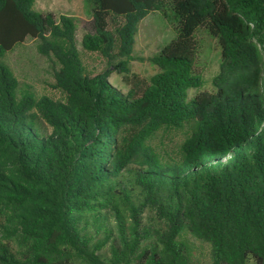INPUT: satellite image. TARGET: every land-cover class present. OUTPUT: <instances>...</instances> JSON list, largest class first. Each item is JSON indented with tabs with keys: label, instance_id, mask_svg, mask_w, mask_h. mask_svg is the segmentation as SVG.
<instances>
[{
	"label": "trees",
	"instance_id": "16d2710c",
	"mask_svg": "<svg viewBox=\"0 0 264 264\" xmlns=\"http://www.w3.org/2000/svg\"><path fill=\"white\" fill-rule=\"evenodd\" d=\"M35 1L0 0V264H264V0H87L97 73L74 19ZM167 6L158 71L131 73L139 22ZM202 28L221 61L201 90ZM27 38L64 99L20 90L4 57ZM166 130L187 136L162 153Z\"/></svg>",
	"mask_w": 264,
	"mask_h": 264
},
{
	"label": "rangeland",
	"instance_id": "374dc122",
	"mask_svg": "<svg viewBox=\"0 0 264 264\" xmlns=\"http://www.w3.org/2000/svg\"><path fill=\"white\" fill-rule=\"evenodd\" d=\"M34 8L39 11H51L57 16L66 14L75 21L76 40L82 59L88 69L94 73L103 70L106 59L98 52L88 51L82 45L86 33L91 30L92 7L87 0H36ZM163 11H153L138 24L133 48V59L130 62V72L144 78H149L158 71L151 57L168 44L177 35L178 20L170 7ZM200 41V66L204 72V84L200 88L211 89L212 78L219 70L221 61V46L217 38L210 35L206 29H199L197 33ZM4 62L12 69L20 81V90L29 88L38 97L47 95L56 100L64 99L61 90L54 87L55 78L53 68L48 58L38 52L37 41L27 38L24 43L7 53ZM112 84L128 91L129 85L123 74L114 72L110 80ZM196 89L190 91V96ZM187 136L185 130L161 131L152 143L158 150L175 151ZM204 247L203 250H205Z\"/></svg>",
	"mask_w": 264,
	"mask_h": 264
}]
</instances>
